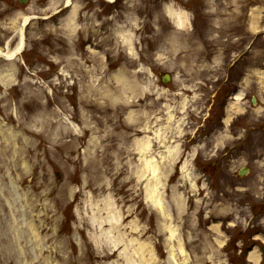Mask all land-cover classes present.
I'll use <instances>...</instances> for the list:
<instances>
[{
	"label": "rangeland",
	"instance_id": "obj_1",
	"mask_svg": "<svg viewBox=\"0 0 264 264\" xmlns=\"http://www.w3.org/2000/svg\"><path fill=\"white\" fill-rule=\"evenodd\" d=\"M71 2L0 0V264H264V0Z\"/></svg>",
	"mask_w": 264,
	"mask_h": 264
},
{
	"label": "bare ground",
	"instance_id": "obj_2",
	"mask_svg": "<svg viewBox=\"0 0 264 264\" xmlns=\"http://www.w3.org/2000/svg\"><path fill=\"white\" fill-rule=\"evenodd\" d=\"M71 1L72 0H67L66 5H68V6L71 5V3H72ZM167 12H169V11H167ZM169 15L171 17H173L175 19V21L178 22V26H185L186 18L181 13H178V12L174 13L173 11H170ZM29 22H30V19L26 18L24 24L21 26V28L19 30V34H18L19 35L18 36L19 42H18L17 46L15 47V49L10 50L8 48V46H7L5 52L0 51V55L2 57H5V58H7L9 60H14V59H16V57L18 55H21L23 53V51L25 50L24 47H25V42H26V39H25V27L28 25ZM70 27H71V29H75L76 26H70ZM240 97L241 96L238 95L236 97V99L237 100H241ZM114 116H115V114H114ZM117 123L118 122L116 120H114L113 124H112V126H114L115 130L120 128V126H118ZM118 139H119V136L116 135L115 140H118ZM137 143H138L137 144L138 147L140 148L139 149V153H143L142 155L145 156V158H146V156H148V154L150 153V149H151V145L152 144H150L148 142V140H146V139L142 140L141 142H137ZM118 151H120V147L118 148ZM173 153H175V151ZM144 165L147 166V169L149 171H152L153 175L155 174L156 169H157L156 166L150 165L148 161L145 162ZM149 195H150V198H149L150 205H152L153 207H158V208H162L163 207L159 196L155 195L153 192H152V195L151 194H149ZM102 211H106V210H100V212H102ZM108 214H110V213H108ZM111 218L112 217H108L107 216L103 221L100 222L101 226L99 225V227H102V226L105 225V226H109L110 228H112L113 231H115L117 227H115V224L113 223V220ZM48 220H50V218H48L47 221H46V219H44V221L46 223L48 222ZM45 222L42 224V231L46 230V223ZM169 231H170V235H172V238H176V236H177L176 230L170 229ZM111 243H112L113 248H116L118 245H123V244H124V246L128 245V242H124V240L122 238H117V237L115 239H113V241ZM127 248H129V246H127ZM138 250L139 251H137V254L140 253V255H138V257H140V260L138 262H136L134 257L132 259V257L128 256L129 257L128 264H148V263H150L149 258H148V260L145 261V259H147V257L145 255H141V254H144L145 252L147 253L146 247L140 245L138 247ZM171 252H172V250L169 251V258H168L169 259V264H176L174 255ZM256 253H257L256 251L252 252L249 255V260L252 261L254 264H261V256L260 255L257 256ZM152 259H154V257H152Z\"/></svg>",
	"mask_w": 264,
	"mask_h": 264
},
{
	"label": "water",
	"instance_id": "obj_3",
	"mask_svg": "<svg viewBox=\"0 0 264 264\" xmlns=\"http://www.w3.org/2000/svg\"><path fill=\"white\" fill-rule=\"evenodd\" d=\"M168 81V79H166L164 82H167Z\"/></svg>",
	"mask_w": 264,
	"mask_h": 264
}]
</instances>
